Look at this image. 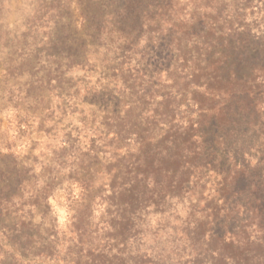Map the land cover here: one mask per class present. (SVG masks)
<instances>
[{"label":"trees","instance_id":"trees-1","mask_svg":"<svg viewBox=\"0 0 264 264\" xmlns=\"http://www.w3.org/2000/svg\"><path fill=\"white\" fill-rule=\"evenodd\" d=\"M143 2L88 0L77 5L81 8V22L88 30L80 37H71L64 34L66 28H63L60 36L47 39L45 44L50 47L47 51L49 70L28 83L30 91L27 99L31 101L35 98L34 102L42 100L43 92L52 87L53 81L60 83L65 75L76 69L81 68L85 79L90 69L77 62L80 58L86 60L90 52L93 54V46H100L93 42L88 49L89 40L97 38L101 41L105 34L110 41L119 39L118 46L124 45L126 50L133 48L145 26L155 21L147 22V18L143 17L149 16L148 7ZM59 15H63L62 11ZM218 19L202 22L192 17V23L188 21L187 31L183 34L174 32L172 42H177L174 49L181 48L176 57L170 51L167 61L156 60L157 65L152 63L155 66L145 67L142 75L139 69L128 68L133 82L139 78L142 81L141 98L154 96L152 90L161 86L163 88L155 96L161 100L159 103L173 104L174 110L183 107L188 115L173 116L168 120V115L163 114V120H154L148 136L135 135L141 147H144V143L154 142L157 148L153 159L141 152L143 170L137 171L136 168L134 179L126 187L116 190V179H113L110 185L101 184L97 189L99 173L92 157L98 154H95L91 143H86V148L78 145L76 152L70 153V163L65 159L69 156L68 152L56 166L42 167L39 178L34 174L29 177L26 172L27 176L19 175L18 180L13 181L14 187L7 183L0 188V218L5 219L0 222V264L54 261L60 236L52 201L62 187H65L67 202L70 205L72 202L78 203L82 209L90 212V217L102 205L108 216L114 215L105 226L108 232L103 238L104 247H94L92 244L88 248L87 260L82 254L85 233L80 224L83 220L78 215L73 217L70 233L72 240L79 239V242L74 247L70 240L68 247H63L67 257L69 253L72 254L69 264H115V259L131 247L126 235L127 230L133 228L132 211L149 196L152 199L159 197L160 202L179 198L180 193L190 185L191 176L199 171L206 175L204 179L200 178L204 184L211 181L207 173L221 178L214 182L220 200L217 202H221L222 207L218 208L220 205L213 198L211 214L204 219L184 223L182 229L189 233L183 247L190 249L184 256V264H264V33L259 37L252 35L245 18L233 16L216 21ZM71 24V29H78L73 21ZM192 33L193 45L189 49L188 38ZM183 47L188 49L184 50ZM209 47L213 49L212 53H203ZM156 49L151 39V43L146 44V50L151 53ZM120 55V59L124 60V51L121 50ZM124 71L125 68H121L119 73ZM173 72L180 76H170ZM168 76L169 83L162 81V77ZM179 79L184 81V85ZM101 82H104L103 76L97 79V83ZM106 88L108 86L102 90ZM32 91L38 92L37 97ZM113 99L120 103L119 98ZM61 101L65 102L63 99ZM152 112L155 115L158 111ZM147 114L152 113L147 111ZM81 123L84 126L87 124L84 121ZM81 128L77 129L78 141L82 139ZM209 128L211 140L205 134ZM222 150L226 157H231L234 152V156L240 158V163L225 160L224 167L220 169ZM109 186L112 193L106 197ZM231 200H235L234 206L227 209ZM36 216H39V222H35ZM218 228H221L220 232L216 231ZM86 231L90 232L88 228ZM95 231L90 232V237L95 235ZM186 234L183 232L176 238L178 243L184 241ZM114 241H122L123 248L120 249ZM139 257L143 259L145 255Z\"/></svg>","mask_w":264,"mask_h":264},{"label":"rangeland","instance_id":"rangeland-1","mask_svg":"<svg viewBox=\"0 0 264 264\" xmlns=\"http://www.w3.org/2000/svg\"><path fill=\"white\" fill-rule=\"evenodd\" d=\"M144 1L143 5L148 7L149 16L143 17L147 18V22L155 21L145 26L133 48L126 50L124 45L118 46L119 39L110 41L106 39L105 34L102 35L101 41L97 38L89 40L88 49L93 42L100 46H93L91 50L94 53L90 52L86 60L80 58L77 62L90 69H87L88 76L84 79L85 73L79 68L65 75L60 83L57 84L58 80L53 81L52 87L43 92L44 98L39 100L38 104L34 102L35 98L31 100L32 103L27 99V93L30 91L28 83L42 77L49 70L47 51L50 47L45 42L47 43L51 36H60L63 28H66L64 34L67 36L80 37V34H84L88 29L81 22V8L77 5L87 3L88 0H0V188L7 183L14 187L13 181L18 180L19 175L27 176L26 172L29 177L34 174L39 178L42 176V167L56 166L59 159L68 152L69 156L65 159L70 163V156L76 152L78 145H81L80 148H86V143H91L95 154H98L92 157L95 161L94 167L99 173L96 179L97 189L101 184L110 185L113 179H116V190L126 187L134 179L135 169L143 170L141 152L153 159L154 150L157 148L154 142L144 143V147H141L135 140V135L148 136L152 131L149 128L153 129L154 120H163V114L168 115V120L173 116L188 115L183 107L174 110L173 104L159 103L161 100L155 96L157 91L163 88L161 86L152 90L154 96L141 98L142 81L139 78L133 82V76L128 75V68L139 69L142 75L145 67L157 65L156 60L167 61L170 51L173 57H176L181 48L174 49L177 45V42H172L174 32L183 34L187 31L188 21L192 23V17L202 22H211L215 18H220L216 21H222L233 16L237 19L245 18V24L252 35L259 37L264 33V0ZM106 2L109 3V0ZM53 3L60 4V8L52 6ZM161 9L162 12H159ZM61 11L63 15H59ZM72 21L77 25V30L71 29ZM195 30L196 27L193 28V31ZM192 35L193 33L189 35L191 39L188 38L189 49L193 45ZM151 39L152 45L157 49L150 53L146 50V44L151 43ZM188 48L183 47L184 50ZM121 50L126 54L124 60L120 59ZM212 51L209 47L203 53L211 54ZM152 63L155 65H151ZM121 68H125L123 73H119ZM177 74L173 72L170 76L177 78L180 76ZM100 76L104 77V82L97 83ZM162 79L169 83L167 80L170 77ZM179 82L184 85L181 79ZM105 86H108L105 89L107 94L102 90ZM32 93L37 97L38 92ZM61 93L63 96L60 98ZM113 98H119L120 103ZM60 99L65 102L62 103ZM74 110L77 113H74ZM147 111L152 114L148 115ZM152 111L158 112L153 115ZM81 119L87 123L86 126L81 123ZM79 128L82 129V139L78 141L76 138ZM210 130L211 128L205 132L209 140ZM220 153L223 154L220 169L224 167L225 160H236L240 163V158L235 157L234 152L231 157H226L223 150ZM207 174L211 176L209 184L203 183L206 175L199 171L195 176H191L190 185L180 193L179 198L160 202L159 197L152 199V196H149L143 200L131 213L133 228L129 227L126 235L131 247L115 259V264H184V256L190 249L183 247L189 231H184L182 226L187 220L204 219L211 214L214 207L213 198L215 203L220 201L214 181L221 178ZM64 188L58 189L60 191L52 201L60 244L54 261L42 264H69L72 254L68 252L67 257V251L63 247L67 248L70 240L74 247L79 242V239L72 240L70 233L75 215L83 220L80 227L85 233L82 238L85 243L82 248L84 259L92 244L94 247H104L103 238L108 232L105 226L114 217L113 214L108 216L104 205L95 209L90 217V212H86L78 203L72 202L70 205L67 202ZM111 193L109 186L106 197ZM234 202L235 200H231L227 209H231ZM218 205V208L222 207L221 202ZM1 220H5L4 217L0 218V222ZM36 221L39 222V216H36ZM86 228L90 232L96 230L95 235L91 236L93 239ZM216 231L220 232L221 228ZM183 232L184 235L187 233L186 238L178 243L176 238ZM114 243L118 244L120 249L123 248L122 241ZM17 253L20 256V253ZM142 255H145L143 259L139 257Z\"/></svg>","mask_w":264,"mask_h":264}]
</instances>
